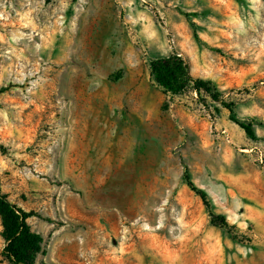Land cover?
Returning <instances> with one entry per match:
<instances>
[{
	"label": "rangeland",
	"instance_id": "374dc122",
	"mask_svg": "<svg viewBox=\"0 0 264 264\" xmlns=\"http://www.w3.org/2000/svg\"><path fill=\"white\" fill-rule=\"evenodd\" d=\"M175 54L256 140L164 93L150 62ZM0 185L43 217L37 263L264 264V0H0Z\"/></svg>",
	"mask_w": 264,
	"mask_h": 264
},
{
	"label": "trees",
	"instance_id": "16d2710c",
	"mask_svg": "<svg viewBox=\"0 0 264 264\" xmlns=\"http://www.w3.org/2000/svg\"><path fill=\"white\" fill-rule=\"evenodd\" d=\"M186 16L190 17L189 14ZM191 26L194 30L196 43L199 45L204 44L197 34L196 25L191 23ZM150 72L154 82L163 89L165 94L182 95L188 91H193L199 97L204 94L207 95L229 111L230 121L239 126L249 139L253 141L257 139L253 124L238 119L234 104L221 99L210 80L194 77L191 74L189 63L178 54L152 60L150 62ZM183 178L188 188L199 196L203 205L209 211L211 223L216 227L228 228L229 224L226 217L213 212L208 194L195 185L188 169L185 170ZM33 217L43 219L40 214L34 211L27 212L12 203L7 195L2 193L0 185V218L5 241L2 254L10 264H54L37 263L35 261L36 256L45 254V251L43 250L42 236L33 231L29 223V220ZM44 219L51 222L49 218Z\"/></svg>",
	"mask_w": 264,
	"mask_h": 264
}]
</instances>
